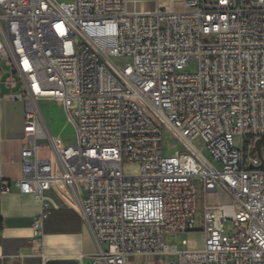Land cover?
<instances>
[{"label":"built area","instance_id":"built-area-1","mask_svg":"<svg viewBox=\"0 0 264 264\" xmlns=\"http://www.w3.org/2000/svg\"><path fill=\"white\" fill-rule=\"evenodd\" d=\"M152 2L0 0L3 84L20 87L3 98L24 103L26 140L21 176L1 192L40 202L39 248L55 205L46 192L60 182L96 244L81 264H264V0ZM43 101L62 105L70 144L53 140ZM165 136L176 149L163 151ZM192 177L203 229L178 250L163 238L197 231Z\"/></svg>","mask_w":264,"mask_h":264},{"label":"crops","instance_id":"crops-1","mask_svg":"<svg viewBox=\"0 0 264 264\" xmlns=\"http://www.w3.org/2000/svg\"><path fill=\"white\" fill-rule=\"evenodd\" d=\"M4 67L2 75L0 64V264L88 263L96 244L60 182H53L46 192L55 205L50 204L46 210L39 248L33 243V221L43 212L40 202L20 194L15 187L8 193L1 192L3 185L21 176L20 150L26 144L25 106L22 101L3 98L14 91L3 84L9 74V68ZM43 103L58 105L68 121L59 102L43 101L40 108ZM43 117L48 124L49 118Z\"/></svg>","mask_w":264,"mask_h":264},{"label":"rangeland","instance_id":"rangeland-1","mask_svg":"<svg viewBox=\"0 0 264 264\" xmlns=\"http://www.w3.org/2000/svg\"><path fill=\"white\" fill-rule=\"evenodd\" d=\"M61 1H72V0H61ZM152 0H148V5L146 8L152 7ZM130 7H132V2L129 4ZM168 8L172 9H181V5L178 2H172L167 3ZM115 63L117 65H122L125 63H128L127 58H118L115 59ZM1 64V68L3 70L2 75L5 74L4 72V64ZM197 69L196 63L193 61L188 67L187 71L195 72ZM6 74L7 70L5 69ZM20 90V87L15 89L14 91ZM42 112L45 116L49 118V122L47 124L49 132L53 138V140L59 144L60 146H65L67 144H70L74 139V126L72 122L66 121L61 113V109L58 107V105L54 103H43L41 105ZM40 147L44 148L48 140H39L38 141ZM177 147L174 146L173 140L165 136L163 139V151L169 152L173 149H176ZM262 152L264 154V146L262 147ZM192 183L196 187L197 191V210L195 215V230L194 232H180V233H167L164 235V243L167 245H175L178 250L184 249L185 246L182 244L183 239H188L190 242V246L194 245V243H199L201 236L199 231L203 229V208H204V192H203V184L202 181L198 177H192L191 178ZM217 196H210L209 200H217ZM225 230L230 231L232 230V223L227 220L224 223ZM168 261H176V256L170 255V256H164L153 259L151 262L146 263L143 258H130L127 264H160L162 262H168Z\"/></svg>","mask_w":264,"mask_h":264},{"label":"water","instance_id":"water-1","mask_svg":"<svg viewBox=\"0 0 264 264\" xmlns=\"http://www.w3.org/2000/svg\"><path fill=\"white\" fill-rule=\"evenodd\" d=\"M256 151L258 152V156L261 160L260 167L264 168V158L261 155L260 141H257V143H256Z\"/></svg>","mask_w":264,"mask_h":264}]
</instances>
